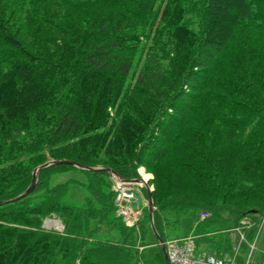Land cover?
I'll return each mask as SVG.
<instances>
[{"label": "trees", "instance_id": "obj_1", "mask_svg": "<svg viewBox=\"0 0 264 264\" xmlns=\"http://www.w3.org/2000/svg\"><path fill=\"white\" fill-rule=\"evenodd\" d=\"M58 158L153 171L164 240L190 211L206 248L232 249L204 225L264 213V0H0V200ZM73 167L87 173L83 204L65 199L72 180L53 182ZM113 183L42 167L31 193L0 204V264H167L139 246L148 206L127 225ZM54 215L63 230L43 225Z\"/></svg>", "mask_w": 264, "mask_h": 264}, {"label": "rangeland", "instance_id": "obj_2", "mask_svg": "<svg viewBox=\"0 0 264 264\" xmlns=\"http://www.w3.org/2000/svg\"><path fill=\"white\" fill-rule=\"evenodd\" d=\"M194 15H195V13H194ZM149 43H151V40H149ZM135 69H136V72L138 75L139 70H140V66L136 65ZM137 75L136 74H133L132 76L130 75L128 79L132 82H136L135 78ZM139 171L141 172L142 175H144V172L149 174V176L147 177V178H149V181L152 180L155 176L153 171L147 172L144 167H140ZM112 178L114 181L113 176H112ZM67 180H72V181L70 183L69 191L67 192L65 199L67 201H71V202L76 203V204H83L85 199H86V195L88 194V191H87V188L85 185V183L87 181V173L83 169L73 167V168L63 170V171H61V172H59L53 176V182L67 181ZM141 187L143 188L142 185H141ZM151 187H153V189H154V182H151ZM233 210H236V209L233 208L229 211L223 212L221 217H224V218H221L220 220L217 218V223L204 225V228H206V229H209V228L220 229V232L216 236H214V240H217V241H215V243H219L220 239L223 240L224 243L231 242L232 243V249L240 243L239 233L230 227V223H232L233 226H235L238 223L237 218L235 216H239V213L235 212ZM245 215H248V214L244 213V215H242V216H245ZM51 217H53V218H51L50 220L53 219V221H56V220L61 221V219L56 215L51 216ZM226 217H228V220L230 223L226 222V219H225ZM47 218L48 217H46V219ZM232 219H234V220L231 221ZM45 223H46L45 227H47V228H55L58 230H63V227H61V225L57 226L56 223H53L52 221L48 223V226H47L46 220H45ZM260 223H262V224H260ZM260 223L258 225L259 230L257 229V232H258V237L256 240L257 248L253 252V257H254L257 264H263L264 263V216H263L262 221H260ZM43 224H44V222H43ZM201 227L202 226H201V224L198 223L197 218L194 216V214L192 212L189 211V212H186L182 215L180 227L176 230V232L178 234H187V233L197 234L198 230ZM257 232L255 234V237L249 235V233H248L247 239L254 241L256 239ZM194 239L196 241V247L199 244L197 249L202 250V249H205L212 242L213 238L211 239L208 236H204V234H200V236L198 238L194 237ZM145 241L147 242V244H145V246H144V253L146 256L153 258L157 254V252L160 250V245L157 243V238H156V235L153 232L152 228H150L147 231ZM249 248H250V246L246 242H244L240 247L242 254H246L248 252ZM232 249H230V250H232ZM213 252H216V250H214Z\"/></svg>", "mask_w": 264, "mask_h": 264}, {"label": "built area", "instance_id": "obj_3", "mask_svg": "<svg viewBox=\"0 0 264 264\" xmlns=\"http://www.w3.org/2000/svg\"><path fill=\"white\" fill-rule=\"evenodd\" d=\"M114 187L117 191L115 201L118 214L123 217L127 225L138 227L143 207L146 204V199L140 187L118 179L115 180ZM208 215L207 210L201 212V218ZM241 221L244 225L251 224L247 218H243ZM244 239L246 237L242 232L241 240L244 241ZM166 243L173 264H257L253 257V252L257 247L255 241L248 243L250 248L246 254H242L238 246L232 252H226L223 255L207 251L197 253L192 234L170 237L166 240Z\"/></svg>", "mask_w": 264, "mask_h": 264}, {"label": "water", "instance_id": "obj_4", "mask_svg": "<svg viewBox=\"0 0 264 264\" xmlns=\"http://www.w3.org/2000/svg\"><path fill=\"white\" fill-rule=\"evenodd\" d=\"M53 163H71L73 165H77L79 167L86 168V169L107 170V171H109L111 173V175H114L115 177H117V179L124 180V181H127L129 183H133V182H137V181H142L146 185V188H147V191H148L147 203H148V209H149V213H150V222H151L152 229H153V231H154V233H155V235H156V237L158 239V242H159V244H160V246H161V248L163 250L164 256L166 258V263L167 264H172V262H171V260L169 258V255H168L166 243H165L164 239L162 238V236L160 235V233L158 232V230L156 228V225H155V222H154V207H155V204H154V198H153V195H152L153 187H151V185L148 183V180L145 177H143L142 175L139 176V177L125 178V177H122L117 172V170L114 169L111 166L85 165V164L77 161L76 159H72V158L50 159L48 161H45L43 163H40L38 166L35 167V169L33 170V178H32V181L27 186V188L25 190H23L21 193L15 195L13 197L6 198V199H1L0 200V204L8 203V202H13V201L22 199L23 197H25L29 193H31L33 191V189L35 188V186H36L39 170L42 167L47 166V165H50V164H53Z\"/></svg>", "mask_w": 264, "mask_h": 264}, {"label": "bare ground", "instance_id": "obj_5", "mask_svg": "<svg viewBox=\"0 0 264 264\" xmlns=\"http://www.w3.org/2000/svg\"><path fill=\"white\" fill-rule=\"evenodd\" d=\"M144 176L147 178V177L149 176V174H147V173L144 172ZM51 221H52L53 223H56L57 226H60V225H61V221H60V220H59V221H58V220L53 221V219H52V220L48 219L47 222L49 223V222H51Z\"/></svg>", "mask_w": 264, "mask_h": 264}, {"label": "crops", "instance_id": "obj_6", "mask_svg": "<svg viewBox=\"0 0 264 264\" xmlns=\"http://www.w3.org/2000/svg\"><path fill=\"white\" fill-rule=\"evenodd\" d=\"M198 246H199V244H198ZM201 247V246H200Z\"/></svg>", "mask_w": 264, "mask_h": 264}]
</instances>
